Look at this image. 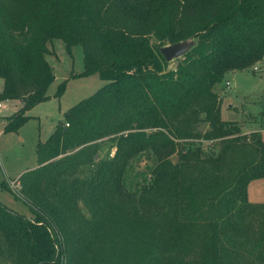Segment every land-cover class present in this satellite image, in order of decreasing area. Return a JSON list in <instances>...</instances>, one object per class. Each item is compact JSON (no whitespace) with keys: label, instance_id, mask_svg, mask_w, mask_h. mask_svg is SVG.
Masks as SVG:
<instances>
[{"label":"trees","instance_id":"trees-1","mask_svg":"<svg viewBox=\"0 0 264 264\" xmlns=\"http://www.w3.org/2000/svg\"><path fill=\"white\" fill-rule=\"evenodd\" d=\"M151 34L194 46L167 70ZM53 39L81 46L80 76L105 83L67 110L18 179L32 218L0 203V264H191L201 235L203 264H264V205L246 193L264 178V142L221 121L213 91L262 62L264 0H0V102L20 103L5 131L48 99ZM200 138L215 140L206 153L189 143ZM144 153L153 182L134 196L123 178Z\"/></svg>","mask_w":264,"mask_h":264},{"label":"rangeland","instance_id":"rangeland-1","mask_svg":"<svg viewBox=\"0 0 264 264\" xmlns=\"http://www.w3.org/2000/svg\"><path fill=\"white\" fill-rule=\"evenodd\" d=\"M151 43L157 47L168 46L167 41L159 42L155 35H150ZM49 53L45 56L47 64L53 69V81L46 91L48 99L23 113L27 119L16 130L5 131V126L15 112V102L1 99L0 110V203L18 215L32 218V213L20 195L18 179L28 171L38 167L35 153L37 144L46 142L57 124L65 122V113L81 100L93 95L104 85L98 75L80 76L84 70L83 49L73 46L70 51L63 41L53 39L47 44ZM182 58L168 62L167 70L175 69ZM75 77H72V75ZM229 83V87L225 83ZM4 81L0 78V95ZM61 89V91H59ZM213 91L218 97V118L223 122H237L242 134L257 133L264 142V58L246 71H231L225 74L223 82ZM19 110V109H18ZM15 112V113H14ZM194 131L204 135L211 130L204 119L205 114L196 117ZM193 140V141H192ZM194 146L205 149L214 141L192 139ZM111 143H103L98 150L99 158H104ZM183 149V147H182ZM112 150V149H111ZM114 148L112 150L113 154ZM172 163H177V154L171 156ZM157 164L151 153H144L131 161L124 175V189L128 194L137 196L143 188L153 182V170ZM13 182V185H12ZM247 200L253 205H264V178L249 182L246 189ZM124 215L125 209L110 205ZM86 215L85 211H82ZM143 225V224H141ZM201 237L198 239L189 262L203 264ZM89 252V251H88ZM243 255V254H242ZM246 260V256L243 255ZM250 264H259L248 255Z\"/></svg>","mask_w":264,"mask_h":264},{"label":"water","instance_id":"water-1","mask_svg":"<svg viewBox=\"0 0 264 264\" xmlns=\"http://www.w3.org/2000/svg\"><path fill=\"white\" fill-rule=\"evenodd\" d=\"M194 46L193 41L179 42L176 44L168 45L160 49V54L166 62L182 58ZM97 158V156H96Z\"/></svg>","mask_w":264,"mask_h":264},{"label":"crops","instance_id":"crops-1","mask_svg":"<svg viewBox=\"0 0 264 264\" xmlns=\"http://www.w3.org/2000/svg\"><path fill=\"white\" fill-rule=\"evenodd\" d=\"M11 101L16 103V104H15V107H14L15 112L18 111V109L20 108V103H19L18 101H16V100H11ZM0 104H1V103H0ZM2 107H3V106H2V104H1L0 110H1ZM15 112H14V113H15Z\"/></svg>","mask_w":264,"mask_h":264},{"label":"built area","instance_id":"built-area-1","mask_svg":"<svg viewBox=\"0 0 264 264\" xmlns=\"http://www.w3.org/2000/svg\"><path fill=\"white\" fill-rule=\"evenodd\" d=\"M225 86L229 87V83L226 82V83H225ZM0 107H1V104H0ZM67 125H68V124H66V126H67ZM12 185H13V182H12Z\"/></svg>","mask_w":264,"mask_h":264}]
</instances>
